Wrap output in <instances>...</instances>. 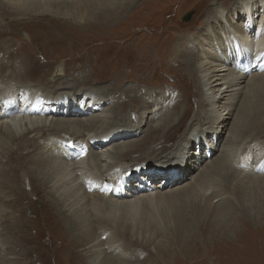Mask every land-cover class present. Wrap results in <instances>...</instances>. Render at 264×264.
<instances>
[{
    "label": "bare ground",
    "instance_id": "bare-ground-1",
    "mask_svg": "<svg viewBox=\"0 0 264 264\" xmlns=\"http://www.w3.org/2000/svg\"><path fill=\"white\" fill-rule=\"evenodd\" d=\"M121 1L0 0V36L12 34L16 28L30 33L35 29L34 27L40 26L34 22L45 16V22L42 24L49 26L38 30L42 32L40 33L41 39H37L40 43L46 44L47 40L50 39L51 43L49 44H53L54 49L69 43L77 48L81 45L78 40L89 39L95 43L101 40L95 39L97 37L94 39L85 37L86 35L80 36L78 39H69L63 29L52 23V20L63 17L59 18V13L54 10L50 11V7L56 6L58 9H65L69 6L85 5L86 15L80 17L79 24L84 21L87 25L89 23L93 25L92 19H99L103 13L113 16L121 11ZM262 9H264V0H239L227 15L224 14L225 11L218 8L213 14H210L211 16L209 15L205 22L206 29L196 39L197 48L195 45L188 46V51L185 52L187 58L185 62L182 63L172 58L169 61V48L166 53H163L162 49H157L156 53L160 54L157 59L136 66L138 70L150 68L148 72L153 79L152 83L156 84L157 88L162 83H158L156 80L162 78L167 81V85L169 80L171 87L176 90V95L170 103L173 112L177 111L183 104L186 107L187 103L189 86L188 81L185 83L186 78L180 76L181 70H185L189 76L195 78L196 87L199 89L197 99L199 110L190 124H184L186 111L183 112V115L179 114V123L177 121L172 126H167L170 124L169 118L163 119L167 112L166 108H156L151 113H143V123L144 120L148 121L150 115H152L151 121L156 123V126L151 127L149 131L153 136H148L146 141L131 138L133 140L127 141L125 139L127 142L118 143L120 140V138L117 139L119 131H123V134L130 131L129 128H124L126 127L124 124L129 119L128 116L131 118L133 116L132 112L126 114L124 109V103L128 102L129 99L128 97L122 98L120 89L122 77L116 78L113 85L114 92L113 90L109 91V87V90L108 88L101 89L96 85L93 87L95 83L92 81L95 78H91L88 74L79 75L81 77L78 76V79L83 83L91 82L90 87H80L81 85L78 87V83L68 85L66 79L64 83L71 89H66L65 92L60 91L59 87L56 89L44 88L34 83L21 84L18 81L10 84L7 82L4 85L5 82L2 81V86H0V177L5 179L2 182V198L6 200L8 215L15 210V206L21 202L22 197L30 200V195H32L34 200L38 199L36 191L33 190V179H35L33 175H35L38 177L35 180L40 186L38 189L46 197L51 198L53 208L70 230L71 241L68 242L70 244L72 242L71 246H67L69 237L64 226H62L63 232L53 236V239L57 238L63 242L57 251L60 250L64 256L74 257L79 254L82 256L83 252L78 249L89 246L92 256H96L89 259V264H128L117 257L121 255L120 252H112L111 247H104L109 244V238L112 234L109 232L114 228L118 232L116 225L120 222V217L134 220L140 213L157 208L167 203L171 198L178 201L177 196L178 198L181 197L182 200H187L190 204L196 205L197 203L195 207L208 214L212 210L218 211L223 205L227 206L229 203L226 201L230 198H232L233 204H237L239 201L234 194L237 189L264 187V150L259 147H255L257 148L255 150L257 157L254 163H250L248 157H244L242 162H239L240 166L249 173L234 171V176L227 177L232 180L231 184L223 186L220 190H215L210 186L213 175L221 173V170L224 171L225 164H230L226 159L227 151L234 145H232L233 142L228 141L230 139L229 133L234 138L242 140L249 135L264 134V129L257 133L252 131L250 134H247L245 130V115L249 117L246 114L248 111L246 106L253 99L255 90L264 85V10L259 18L254 16L256 12L259 14V10ZM46 13H49V16ZM242 16L244 20L245 18L247 20L242 21V25H237ZM11 17L14 20L8 21L5 25L6 30H1L2 25H4L2 22ZM68 19L65 17L60 21L67 25L75 24ZM218 20L225 25V29L222 31H216L212 26L218 24ZM236 25L241 27L238 29ZM30 35L33 37L31 33ZM46 37L47 40H43ZM117 40L118 38L114 39L113 42H117ZM131 45L137 51L142 49V46L136 45L135 42ZM144 49L146 50V48ZM148 52L150 54L155 51L148 50ZM4 54L5 52H2V55ZM10 57L11 53L6 59ZM144 58V55L139 54L138 61ZM120 59H115V61ZM49 61V64L55 62L53 57ZM102 63L106 65L103 69L105 77H109L111 69L119 65L114 60L102 61ZM130 64H132L130 60H123V66ZM26 65L29 66L30 62L27 61ZM65 65V60H62L59 66L57 65V70L54 69L58 75L54 76L51 84L57 83L55 79L58 76L63 80ZM248 65L249 69L245 68ZM138 73L143 74L144 72ZM164 73H167L168 77H162ZM68 75L66 72L65 78ZM147 82V77H141L139 84L143 92H148ZM116 92L121 96L113 100L111 106H107L109 105L108 100L112 96L110 94ZM240 95H243V98L239 102L237 99L241 97ZM118 100H121V105ZM139 100L136 98L134 102L137 103ZM237 101L239 102L238 105L241 104V106L228 132L227 139L223 143L220 136L226 134L224 129L228 126L232 112L236 109ZM117 105L120 106L119 110L115 109ZM110 107L112 108L110 109ZM187 108L189 109L188 105ZM250 109L251 107L248 112ZM256 110L258 109L256 108ZM113 111H116V114ZM203 115L208 120V124L201 126V129ZM173 118L171 117L172 120ZM119 125L122 126L118 128ZM181 126L185 127L182 137L174 144L171 143L174 141L171 140L173 134L178 132ZM143 127L141 122L137 132L140 133V129ZM219 133L217 144L220 142L223 144V150L220 153L216 151L217 145L213 149L212 142H208L211 139L214 140L213 136ZM32 137L34 139H31ZM159 140L163 141L159 142ZM182 140L185 142H181ZM198 141L205 143L201 144ZM261 145L260 143L258 146ZM195 146L199 152L192 149H195ZM252 147L254 148V146ZM32 148L37 149L34 151L31 150ZM145 150H147L146 158H148L146 161L151 163L138 167V164H145V162H139V159L133 160L132 163L126 161V158L142 155ZM140 151L143 152L139 153ZM78 152L81 154L76 157ZM165 153L167 155L163 156L162 159L168 158V161L162 162L159 159H154L157 162L149 161L151 157ZM197 154L199 156H195ZM13 163L17 165L12 166ZM4 165H7L8 169ZM156 166L164 168V170L170 168L163 171L165 176L171 179L169 183L165 182L166 179L160 183L147 181V177L151 176V168ZM138 169L141 172L137 171ZM256 169L259 171L255 172ZM17 170H22L20 173L22 190L26 192L24 186L27 182L31 184L30 195L27 194L26 196L21 190H18V195L14 194L17 188L14 183H11V180H13V174ZM136 176L141 177L138 179ZM40 177L43 181L39 179ZM172 177L176 179L178 177L177 181L173 182ZM136 178L137 180L134 181ZM234 181L235 183H233ZM180 182L184 183L181 187H177L176 185ZM203 191L206 200L196 202L195 197L200 196ZM222 196H226V199H222ZM214 201H217V204ZM24 204L32 205V202L27 201ZM19 207L20 212L25 209L23 205H19ZM2 212L6 211H0V213ZM1 215L0 255L4 256H0V264H23L20 260L24 261L31 252L27 247L23 250L27 234L24 229H22V235L19 238L14 234L20 229L21 224L28 230L27 221L29 220L24 222L19 216H15L11 218L13 221L8 225L2 220ZM149 215L152 216L151 213ZM17 220L18 222H16ZM59 225L53 226L51 224L54 231ZM30 241L37 244L36 237ZM37 247L36 245L33 249H39ZM98 256L103 257L102 262H99Z\"/></svg>",
    "mask_w": 264,
    "mask_h": 264
},
{
    "label": "rangeland",
    "instance_id": "rangeland-1",
    "mask_svg": "<svg viewBox=\"0 0 264 264\" xmlns=\"http://www.w3.org/2000/svg\"><path fill=\"white\" fill-rule=\"evenodd\" d=\"M103 1L105 2L108 0ZM238 1L239 0H122L120 2L122 7L121 11L113 16L103 13L102 16L100 15L101 18L92 19L94 22L93 25H91L92 23L87 25L84 21L79 24L80 17L86 15L85 5L75 7L69 6L65 9H58V7L52 6L49 10H54L56 13H59L60 15L58 14V17H63L60 19L67 17L69 18L68 21L71 20L70 22L75 23L71 24V26L60 21L58 18H56L57 20H52V23L56 27L63 29L69 39H78L80 36L86 35L85 37L92 39L97 37L95 39L101 41L92 43L89 39L78 40L81 45L77 48H75L72 43H69L63 47L57 46L58 50L56 48L54 49L53 44H49L51 40H47V37L43 39L47 40L46 44L37 41V39H41L40 33H42L38 30H42L46 26H49L48 24H42L45 22V16L40 17V19L34 22V24L37 23L40 26L38 28L37 26L34 27L35 29L30 32L33 37L29 32L18 28H16L12 34L8 33L5 36H0V86H2L1 84L3 82H5V85L7 82L10 84L14 81H18L21 84L34 83L44 88L49 87L56 89L59 87L60 91L65 92L66 89H71V87L68 88L66 83H64L66 79L68 85L78 83V87L80 85V87H90L91 82L83 83L78 79L79 75L88 74L91 78H95L94 81H92L95 83L93 87L95 85L101 89L109 87L110 90L109 88L108 90L112 91L116 78L122 77L123 79L120 82L122 98L128 97L129 99L128 102L124 103V109L126 114L132 112L133 116L132 118L128 116L129 119L126 121L127 125L124 124L126 126L124 128H129L130 131L125 132V134H123V131H119L118 136H121H117V139L120 138L118 143L135 140V138L137 140L146 141L148 136H153L149 131L151 127L156 126V123L151 121L152 115L149 116L148 121L144 120L143 123V113H151L156 108H166L167 112L163 119L169 118L170 124L167 126H172L177 121L179 123V114L181 113L183 115V112L186 111L184 124H190L199 110L197 107L199 89L196 87L195 78L189 76L185 70H181L179 74L186 78L185 83L188 81L189 86L187 103L186 107L183 104L177 111L173 112L171 111L172 108H170V103L176 95V90L171 87L169 80L168 85L166 83L167 81H164L162 78L161 80H156L158 83H162L161 86L157 88L156 84L152 83L153 79L148 72L150 68L147 67L138 70L136 66L140 63L153 62L157 59L158 55H160L156 53L157 49H162V52L166 53V50L169 48V61L170 58H172L182 63L185 62L187 59L185 52L188 51V46L195 45V48H197V42L195 41L198 39L200 33L204 32L206 29L205 22L209 15L213 14L218 8L221 9V11H225L224 14L227 15ZM263 10L264 9L259 10V14L256 12L254 15L255 18H259ZM190 12H193L191 20L188 22L184 21L185 16ZM46 14L49 16V13ZM11 20H14V18H6L2 22L4 25H2L3 28H1V30H6L5 25ZM245 20L247 19L245 18ZM245 20L242 16L240 20H238L237 25H242L241 22ZM237 25L236 27L239 29L241 26L239 27ZM212 26H214L216 31L225 29V25L219 22V20L218 24H213ZM116 38H118L117 42H113ZM133 42H135L136 45L142 46V49L138 51L135 50L131 45ZM144 48H146V50ZM148 50L155 52L149 54V52L147 53ZM2 52H5V54L2 55ZM10 53L11 57L6 59ZM139 54L144 55L145 58L138 61ZM52 57L55 62L49 64L48 62H50L49 60ZM119 58H121L119 61H115V59L117 60ZM124 59L130 60L132 64L123 66ZM62 60H65L66 64L64 66L65 76H62L63 80L58 76L55 79L57 83L51 84V80L54 76L58 75L55 70H57ZM113 60L119 65L111 69L109 77H105L103 69L106 65L102 63V61L110 62ZM27 61L30 62L29 66L26 65ZM140 71L144 73L139 74L138 72ZM66 72L69 74L67 78H65ZM12 75H15V78ZM141 77H147L148 92H143L139 84ZM162 77H168L167 73H164ZM254 94L256 96L254 95L253 99L248 102L246 106L248 107V111L250 107L252 110H255H253L254 112L251 109L250 112L246 111L247 116H249L246 117L245 115V130L247 134L252 133V131L257 133L264 129V85L259 86ZM110 95L112 96L108 100L109 105L107 106H111V102L121 96L118 92ZM240 96L241 97L237 99L239 102L240 99L243 98V95ZM136 98L140 99L137 103L134 102ZM238 101L235 106L236 109L232 112L228 126L224 129V133L226 132V134L220 136L223 143L227 139L231 125L236 119L240 109L241 104L238 105ZM119 102L121 105V100H118V103ZM111 108L112 107H110V109ZM119 108L120 106L117 105L115 109L119 110ZM256 108L258 110H256ZM116 111H113V113L116 114ZM115 114H112V116H115ZM172 114L174 115L171 116ZM171 117H174L173 120ZM202 117L201 129L208 124V120H206L204 115ZM160 119L162 118L160 117ZM141 122L144 127L140 129L139 133L137 129ZM120 126L122 125H119L118 128ZM180 128L178 132L173 134L171 140L174 141H171V143L174 144L175 141L177 142L182 137L185 127L181 126ZM219 135L220 133L218 135L216 134V136H213L214 140L211 139L208 142H212L213 149H215L217 145L216 151L220 153L223 150V144H221L222 142L217 144ZM229 136L230 139L228 141L233 142L232 145L235 147L232 146L233 148L227 151L226 159L230 164H225L224 171L221 170L222 174H214L213 179L210 180V186L215 190H220L225 185L229 186L232 180L227 177L234 176V171H239L244 174L249 173L240 166L239 162L241 163L244 157H248L249 162L254 163L257 157L255 150L258 147L264 150V141H262L264 140V134L258 136L249 135L244 140L234 138L230 133ZM158 138L160 139V136H158ZM31 139H34V137ZM162 141L163 140H159V142ZM181 142L185 141L182 140ZM198 142L201 144L205 143L203 141ZM260 143L262 145L258 146ZM252 146H254V148ZM36 149L37 148H32L31 150L35 151ZM192 149L199 152L196 146L195 149ZM236 149L238 150L236 151ZM141 152L143 151L139 153ZM146 152L147 150H145L142 155H137V157L126 158V161L132 163L133 160L139 159V162H145V164H138V167L151 163L146 161L148 159L146 158ZM238 152L244 156L240 155ZM27 154L28 152L26 155ZM80 154L81 153L78 152L76 157H79ZM165 155L167 154H158L151 157L149 161L153 160L152 162H157V160L154 159H159L164 162L168 159H162ZM236 155L238 156L237 158ZM195 156H199V154ZM16 165L15 163L12 164V166ZM4 167L8 169L7 165H4ZM167 169L170 168H165V170ZM165 170L158 166L152 167L151 176L147 177V181L150 183H160L166 179L165 182L169 183L171 181L170 178H167L164 173L159 174V172ZM21 171L17 170V172L14 173L16 176L13 174L11 183H14L17 188L14 193L15 195H18V190H21L22 193L27 196V194L30 195L31 184L26 181V185L24 184L26 192L22 190L23 187L20 185ZM137 171H139V169ZM256 171L259 170L256 169L255 172ZM33 176L35 179H38L37 176ZM41 177L39 179L43 181ZM35 179H33V190L36 191L38 199L34 200L32 195H30V200H27L26 197H22L21 202L15 206V210L8 215L6 200L2 198V182L5 181V179L0 177V211H6L0 213V215L2 214V220L8 225L13 221L11 218L15 216H19L24 222L29 220L27 221L28 230L21 224L20 229L18 230L16 228L18 231L14 234L19 238L22 235V229H24L27 238L24 242L23 250L27 247L31 251L30 255L27 256L24 261L20 260V262L23 264H89V259L96 257L92 256V253H90L89 246L78 249L83 252L82 256L80 254L74 257L64 256L61 254L60 250L57 251V249L63 245V242L62 240H57V238L53 239V236H57V233L63 232L62 226H64V230L68 232L69 237V239H67V246H71L72 242L71 244L68 242L71 241L70 230L61 216L59 217L57 211L53 208L51 198L46 197L44 193L38 189L40 186ZM177 179L172 177L173 182H176ZM135 180H137V178L134 179V181ZM183 183L184 182H180L176 186L181 187ZM233 183H235V181ZM11 194L13 195V192ZM234 194L239 201L237 204H233L231 201L232 198H230V200L226 201L229 203L227 206L223 205L218 211L212 210L210 211L211 213L208 214H205L200 208L195 207L197 203L196 205L190 204L187 200H182L180 199L181 197L178 198L177 196L178 201L171 198L167 203L157 208L140 213L134 220L120 217V222L116 225L118 227V232L112 225L114 230L109 232V234L112 233L109 238V244H106L104 247H111L112 252H120L121 255L117 257L128 264H264V187H245L235 190ZM200 196L195 197L196 202L199 200H206L204 199L206 198L204 191ZM221 198L226 199V196H222ZM27 201L32 202V205H25L24 203ZM214 203L217 204V201H214ZM19 205L25 206L22 212H20ZM149 213H151L152 216L149 215ZM31 221L33 222L34 228L32 227ZM16 222H18V220ZM51 224H53V226L60 225L58 228H55L54 231ZM13 237L16 238L15 236ZM34 237H36L37 244L30 241V239L34 240ZM36 245L39 249H33ZM100 257L101 256H98L97 259L99 262H102L103 257H101V259ZM109 260L112 261V259Z\"/></svg>",
    "mask_w": 264,
    "mask_h": 264
},
{
    "label": "water",
    "instance_id": "water-1",
    "mask_svg": "<svg viewBox=\"0 0 264 264\" xmlns=\"http://www.w3.org/2000/svg\"><path fill=\"white\" fill-rule=\"evenodd\" d=\"M192 14H193V12H190L189 14H187V15L185 16V18H184V21H186V22L190 21L191 18H192Z\"/></svg>",
    "mask_w": 264,
    "mask_h": 264
}]
</instances>
